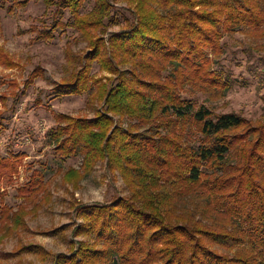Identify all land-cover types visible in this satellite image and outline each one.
I'll use <instances>...</instances> for the list:
<instances>
[{
  "label": "trees",
  "instance_id": "16d2710c",
  "mask_svg": "<svg viewBox=\"0 0 264 264\" xmlns=\"http://www.w3.org/2000/svg\"><path fill=\"white\" fill-rule=\"evenodd\" d=\"M82 2L59 0L72 20L37 34L53 39L58 26L80 32L88 50L68 57L81 66L53 87L54 96L93 89L101 104L92 117L53 112L54 150L62 158L82 155L81 170L66 177L75 186L105 161L129 195L111 204L75 205L84 220L76 233L91 234L94 244L80 241L52 264H264V120L213 113L182 96L187 90L225 94L230 83L213 69V58L223 52V37L241 27L264 38V0H133L132 24L107 39L96 31L105 29L106 18L118 24L110 0H95L83 16ZM0 60H7L2 50ZM96 61L114 74L110 83L88 79ZM159 117L181 126L163 136L155 128L142 131L149 123L161 126ZM3 128L0 119V135ZM192 135L201 136L200 144H190ZM21 157L0 158V181L17 178ZM37 175L22 195L34 196ZM2 213L14 229L25 227L23 212Z\"/></svg>",
  "mask_w": 264,
  "mask_h": 264
},
{
  "label": "rangeland",
  "instance_id": "374dc122",
  "mask_svg": "<svg viewBox=\"0 0 264 264\" xmlns=\"http://www.w3.org/2000/svg\"><path fill=\"white\" fill-rule=\"evenodd\" d=\"M58 1L0 0V52L8 60L0 62V119L4 127L0 158L22 154L17 178L0 181L1 192L6 193L0 195V215L4 209L10 210L7 214L11 217L12 213L23 212L26 224L14 229L12 218L0 219V264H52L56 255H70L80 241L94 244L95 237L91 234L76 233L75 228L84 220L77 216L74 206L111 204L116 198L129 195L119 172H111L105 161H98L75 186V179L69 181L66 177L69 173L74 178V171L81 170L82 155L62 158L55 153L51 132L57 123L53 112L92 117L94 109L101 107L93 99V89L82 94L54 96L53 87L68 78L74 67L81 66L68 57H78L88 50L86 41L72 26H58L53 39L37 37L38 32L50 29L58 21L65 24L72 20L70 11L61 9ZM110 3L109 14L118 24L106 18L105 29L96 31L106 39L113 32L129 28L134 20L133 0H110ZM94 5L95 0H83L79 14H88ZM222 45L223 52L213 58V69L230 83V88L222 95L187 90L182 92L183 98L213 113L234 111L254 122L264 120L261 32L241 27L234 34H226ZM113 76L96 61L88 79L110 83ZM28 79L34 82L27 84ZM157 122L162 124V118ZM180 126L174 122L161 126L149 123L142 131L148 133V128H155L163 136ZM200 137L192 135L190 144H200ZM38 172L42 179L34 196L22 195L20 189L33 177L38 178ZM27 245L33 246L34 252L20 251Z\"/></svg>",
  "mask_w": 264,
  "mask_h": 264
}]
</instances>
